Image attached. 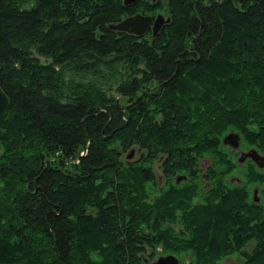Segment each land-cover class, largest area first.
<instances>
[{
    "label": "trees",
    "instance_id": "trees-1",
    "mask_svg": "<svg viewBox=\"0 0 264 264\" xmlns=\"http://www.w3.org/2000/svg\"><path fill=\"white\" fill-rule=\"evenodd\" d=\"M138 11L171 20L110 26ZM0 82V263L264 264V169L223 141L264 152V0H0Z\"/></svg>",
    "mask_w": 264,
    "mask_h": 264
},
{
    "label": "water",
    "instance_id": "water-1",
    "mask_svg": "<svg viewBox=\"0 0 264 264\" xmlns=\"http://www.w3.org/2000/svg\"><path fill=\"white\" fill-rule=\"evenodd\" d=\"M134 1L136 0H124V2L127 4ZM170 20L171 16H165L162 12L151 14L138 11L128 14L116 22L110 23V26L114 29L127 31L137 35H142L151 29L153 34L156 35L164 27V24ZM10 104L11 97L0 82V126L3 123ZM240 139V133L234 130H230L223 137L224 143L230 144L234 147L240 145ZM133 153L134 150L131 149L128 156H133ZM247 157L252 158V160L256 162L259 167H264V153H261L256 147H250L247 150H243L240 154L239 160L244 161ZM186 177V174H178L176 176V181L179 182L182 178ZM253 197L256 201L260 200L258 186L254 187ZM150 264H181V259L175 253L167 252L157 255L150 261Z\"/></svg>",
    "mask_w": 264,
    "mask_h": 264
},
{
    "label": "rangeland",
    "instance_id": "rangeland-1",
    "mask_svg": "<svg viewBox=\"0 0 264 264\" xmlns=\"http://www.w3.org/2000/svg\"><path fill=\"white\" fill-rule=\"evenodd\" d=\"M158 12H162L163 13V11H158ZM165 14V16H168V14L167 13H164ZM132 147V146H131ZM131 147H129L128 149H126L125 151H123V154H122V158L125 160V159H127V156H128V154H129V152H130V148ZM242 148H244V147H242ZM247 148V147H246ZM246 148H244V149H246ZM233 149V151L234 152H236L235 154H236V157L239 155V152H240V150H241V147L240 148H232ZM243 150V149H242ZM139 155H140V150L138 149V147H136V151H135V153H134V156L133 157H131V159H136V158H138L139 157ZM129 158V157H128ZM237 159V158H236ZM159 163H160V161L158 160V159H155L154 160V162H153V164H154V167H155V171H157V173L158 172H161V168L159 167ZM211 163V161L209 162V160L204 164V165H201L200 166V168L202 169L201 170V175H202V173L203 172H205L207 169H208V164H210ZM245 163V161H242V162H240V166L241 167H244V164ZM264 169V168H263ZM236 173V176H238V177H240L239 175H240V173L237 171V172H235ZM241 178V177H240ZM199 180H201V182H202V184H203V191H206V189H207V187H208V182H207V180L202 176V177H200L199 178ZM236 181V180H235ZM182 182V181H181ZM233 183V182H232ZM252 193H253V191H252ZM195 199H201V196L200 195H198V196H196V198ZM174 225V224H173ZM174 227H175V229L177 230V231H180L181 230V225L179 224V223H177V224H175L174 225ZM252 246H253V243L252 244H249V245H247V247L246 248H248V249H250V248H252ZM160 250H161V248H160ZM161 253H164V252H161L160 251V253H158L157 255H159V254H161ZM184 259H185V264H188V262H189V259H188V257H185L184 256ZM222 263L223 264H244V258L241 256V255H239L238 253H233V254H230V255H227V256H225V258L223 259V261H222ZM0 264H14V263H0Z\"/></svg>",
    "mask_w": 264,
    "mask_h": 264
},
{
    "label": "flooded vegetation",
    "instance_id": "flooded-vegetation-1",
    "mask_svg": "<svg viewBox=\"0 0 264 264\" xmlns=\"http://www.w3.org/2000/svg\"><path fill=\"white\" fill-rule=\"evenodd\" d=\"M230 146H231V148H240V147H241V150H240V152H239V155L237 156V160H238L239 162H242V161L239 160L240 154H241V152L244 150V148H242V147H243L242 143L240 142V145L237 146V147H234V146H232V145H230ZM250 147H253V146H248L247 148H250ZM247 148H246V149H247ZM242 149H243V150H242ZM235 153H236V152H235ZM162 159H163V157H159V158H158V160L160 161L159 164H161ZM248 159H251V160H252V158L247 157L244 161L246 162ZM208 160H209V158H207L206 156L201 157V158H200V166H201V165H204ZM160 168H161V169H160L161 172H158V173H157V180H158V182H159V183L161 184V186H162V185H164L166 182H168L169 179H168V177H167V175H166V173H165V171H164V168L161 167V166H160ZM177 174H178V173H177ZM177 174H176V175H177ZM200 174H201V173H200ZM176 175L173 177L175 182H176ZM199 177H201V176H199ZM231 179H232V180H241V178L238 177V176H236V174L232 175V176H231ZM182 180H186V179H182Z\"/></svg>",
    "mask_w": 264,
    "mask_h": 264
},
{
    "label": "bare ground",
    "instance_id": "bare-ground-1",
    "mask_svg": "<svg viewBox=\"0 0 264 264\" xmlns=\"http://www.w3.org/2000/svg\"><path fill=\"white\" fill-rule=\"evenodd\" d=\"M158 34V33H157Z\"/></svg>",
    "mask_w": 264,
    "mask_h": 264
}]
</instances>
